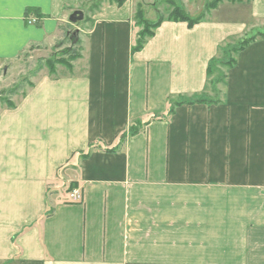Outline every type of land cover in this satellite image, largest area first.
Returning a JSON list of instances; mask_svg holds the SVG:
<instances>
[{
    "label": "crops",
    "instance_id": "1",
    "mask_svg": "<svg viewBox=\"0 0 264 264\" xmlns=\"http://www.w3.org/2000/svg\"><path fill=\"white\" fill-rule=\"evenodd\" d=\"M85 1L0 0V79L79 30L70 66L40 60L0 102V264H264V37L207 74L264 0L246 20L164 21L136 52L133 0L75 26Z\"/></svg>",
    "mask_w": 264,
    "mask_h": 264
},
{
    "label": "rangeland",
    "instance_id": "2",
    "mask_svg": "<svg viewBox=\"0 0 264 264\" xmlns=\"http://www.w3.org/2000/svg\"><path fill=\"white\" fill-rule=\"evenodd\" d=\"M140 1L143 4V10L145 12L146 18H148L149 20H152V21L156 20L158 18L159 14L167 16V14L169 13V11L171 9L169 2H166L165 0H133V3L135 4L136 10L138 7V3H140ZM179 1H181L183 6L185 7V9L191 15L197 16V15L202 13V10H203L206 2H209L211 0H179ZM89 2H92V0L85 1L83 4H80L79 8H76V9L83 10L85 12V15L89 14V6H87L88 4L90 5ZM76 9H74V10H76ZM247 16H249V12L247 11L245 5H241L238 3L234 4V3H230V2L226 1V2L222 3L217 9H212L210 11H207L205 14V17H206L205 20L206 21L208 19L219 20L221 18L222 19L235 18V19H245L246 20L248 18ZM85 20L86 19H84L80 23H85L86 22ZM69 24L72 25L70 22H69ZM253 25H254V27H253L254 29H252L251 31H247L243 35L251 36L255 32L264 30V24H262L259 21L254 22ZM75 26H77V25L75 24ZM73 32H74V29L70 30L69 36H66L62 40L63 43L59 46V48H61L60 50H66L68 46H71L72 43L74 44L78 41V39L75 42L72 41L71 36H73V34H72ZM259 38H262V37H258V39ZM240 39H241V37L234 36L230 39V41L233 42V44H234V43H237ZM58 51L59 50H55L54 52L48 53L45 56L40 55V57L38 56L39 54L37 52L36 53H28V55H26V54L23 55L21 60L19 61V63L16 64L13 71L10 72L7 75V77H5V78L1 77L2 79H0V94L1 95L5 94V96L7 98L15 100V101L18 100L20 95L22 94L23 90H25L28 87L29 82H31V79H33V77L37 73L42 71V70L41 71L39 70L40 69L39 67H40V65L44 64L45 61L43 62L40 60H43V59L45 60V58H48L51 56L52 57L55 56V58H57L58 56L59 57L62 56V53L60 54ZM220 51H219V55H217V58L219 60L213 65V70H214L213 75H215V76H217V74L219 75V72L223 73L224 69L227 68V66L230 67L233 64V63L232 64L231 63L225 64L224 60H225V56H227V55L225 53V50L222 49ZM229 53H228V56H229ZM235 54L236 53L233 54L234 58H236ZM43 69L47 70V68L45 66ZM220 81L222 83L223 79ZM220 81H218L217 83H219ZM218 85H220V84H218ZM207 87L208 88L212 87L210 82H209ZM13 88H15L16 90L11 92V89H13ZM3 90H4V92H3Z\"/></svg>",
    "mask_w": 264,
    "mask_h": 264
},
{
    "label": "trees",
    "instance_id": "3",
    "mask_svg": "<svg viewBox=\"0 0 264 264\" xmlns=\"http://www.w3.org/2000/svg\"><path fill=\"white\" fill-rule=\"evenodd\" d=\"M90 1V0H87ZM101 0H92V2H89L90 5L88 4L87 6H89V11L93 12L94 10L98 9L101 5ZM126 0H109V2L111 3H115L117 5H121L125 2ZM166 2H169V5L171 6V9L169 11V13L167 14V16L158 15V18L154 21L149 20L148 18H146L145 16V12L143 10V4L140 2L138 3V7L137 10L135 12V22L138 26H140V30L138 32L137 38L135 40V45L133 46V52L136 51H140L145 44L148 42V40L153 37L155 35V32L157 30V28L164 22V21H172V22H186L187 25L192 28L194 25L206 21L205 20V14L207 11H210L212 9H217L222 3L224 2H230V3H238V4H243V3H251L252 0H211L209 2H206L202 13L194 16L191 15L183 6V4L181 3V1L179 0H165ZM35 11V10H32ZM89 18L88 15H85V19ZM90 19V18H89ZM258 37H264V31H258L253 33L251 36H247V35H243V37H241V39L237 42L234 43L233 45H231V47L229 48V52H230V57L228 62H224L225 64H229V63H234V57L233 54L239 52L240 50L244 49L245 47H247L250 43L254 42ZM72 41H74V38H72ZM71 41V42H72ZM73 44L72 46H68L66 50L63 51L62 56H58L57 58H55V56L50 57L48 59H46V64L49 67L50 71L53 72L56 63H62L65 65L70 66L71 61L76 59L78 57V52L76 51V49L74 48ZM64 55V56H63ZM219 59L217 57L212 58L207 66V74L208 76H211L214 74V70H213V65L218 61ZM10 90V89H9ZM16 89L13 88L11 89V92L15 91ZM2 92V91H1ZM4 92V90H3ZM9 92V91H8ZM0 102H3L5 104H7L8 106H13V102L7 98L5 96V94H0ZM138 130V127L135 126H131L130 128V133H134ZM74 187H70L69 188V201L70 202H74L71 198H70V193L74 190Z\"/></svg>",
    "mask_w": 264,
    "mask_h": 264
},
{
    "label": "water",
    "instance_id": "4",
    "mask_svg": "<svg viewBox=\"0 0 264 264\" xmlns=\"http://www.w3.org/2000/svg\"><path fill=\"white\" fill-rule=\"evenodd\" d=\"M85 17V13L83 10H80V9H76L74 10L70 15H69V21L72 23V24H77L79 22H81ZM78 34H79V30L76 29L74 32H73V35L75 37V41L77 40L78 38Z\"/></svg>",
    "mask_w": 264,
    "mask_h": 264
},
{
    "label": "built area",
    "instance_id": "5",
    "mask_svg": "<svg viewBox=\"0 0 264 264\" xmlns=\"http://www.w3.org/2000/svg\"><path fill=\"white\" fill-rule=\"evenodd\" d=\"M32 22H35L36 20L33 19L31 20ZM70 198L77 202V201H81L83 199V195L81 193V191L77 188H75L71 193H70Z\"/></svg>",
    "mask_w": 264,
    "mask_h": 264
}]
</instances>
